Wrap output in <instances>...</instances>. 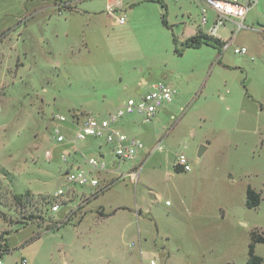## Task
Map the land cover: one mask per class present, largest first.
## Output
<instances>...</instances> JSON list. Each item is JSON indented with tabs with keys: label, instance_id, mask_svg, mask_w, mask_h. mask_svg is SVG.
I'll return each mask as SVG.
<instances>
[{
	"label": "rangeland",
	"instance_id": "374dc122",
	"mask_svg": "<svg viewBox=\"0 0 264 264\" xmlns=\"http://www.w3.org/2000/svg\"><path fill=\"white\" fill-rule=\"evenodd\" d=\"M162 1L0 0L3 264H246L250 232L264 236V0L226 47L184 46L183 21L211 30L214 13L201 26L194 0ZM235 27L214 31L226 40ZM157 81L175 89L171 101L147 123L126 114L112 124L143 143L131 159L102 139L73 152L52 138L58 124L72 137L70 115L104 117ZM99 151V186L66 180ZM131 169L135 182L118 177ZM247 185L256 207L245 205ZM254 253L264 264V242Z\"/></svg>",
	"mask_w": 264,
	"mask_h": 264
},
{
	"label": "built area",
	"instance_id": "2783aa9c",
	"mask_svg": "<svg viewBox=\"0 0 264 264\" xmlns=\"http://www.w3.org/2000/svg\"><path fill=\"white\" fill-rule=\"evenodd\" d=\"M202 7L201 21L205 20V12L210 9L214 13V23L222 24L224 22H231L235 24V28L240 29L244 27L243 19L249 8H251L258 0H200ZM123 16L117 17V22L122 23ZM234 52L242 54L245 52L244 47H235ZM174 94V89L163 81H157L150 85V88L139 95L138 97H129L123 101L120 105L109 111L104 117H98L91 114H84L80 117H73L70 115L68 122L73 126L72 137L68 140L64 131L57 126L52 130V138L56 143L62 141H68L69 145L73 146V152L79 150L77 142L85 141L88 138L102 139L107 143H111L113 148V155L119 161L131 159L142 148V142L135 138L125 134L120 129L114 128L112 124L119 118L126 114H137L141 117V121L149 122L152 117L161 109L165 103L171 101ZM59 122L67 121V118L63 115L57 116ZM69 129V127L67 128ZM100 146V145H99ZM104 152L99 151V156L88 157L87 163L91 169L86 170L81 168L78 164L71 165L68 170L65 171L66 180L72 184L79 186L89 185L97 187L100 184L98 176L93 175L91 171H103L106 170V163L104 159ZM61 159L66 161L65 155H61ZM175 165L186 171L189 169L187 159L183 154L177 155ZM127 177L131 182L136 181L137 170H129L124 173H120L119 176ZM109 184L105 181L104 189ZM96 190L94 193H97ZM62 190L58 189L54 197L62 194ZM60 206V202L52 200L50 204L51 211H56ZM152 262V261H151ZM0 264H3L0 262ZM20 264H27L24 258L20 259Z\"/></svg>",
	"mask_w": 264,
	"mask_h": 264
},
{
	"label": "trees",
	"instance_id": "16d2710c",
	"mask_svg": "<svg viewBox=\"0 0 264 264\" xmlns=\"http://www.w3.org/2000/svg\"><path fill=\"white\" fill-rule=\"evenodd\" d=\"M158 1L160 4L163 5L162 0H155ZM201 44H210L213 46H220V41L217 38H213L210 35H207L205 33H196L192 36H190L188 39L184 41V46H199ZM176 167V166H175ZM175 171H179L178 169H175ZM260 192L255 191L252 189L249 185L245 188V205L248 207H256L259 204L260 201ZM65 223V222H62ZM39 234L30 236L27 241L33 240L34 238L38 237ZM255 242H264V236L263 235H257L254 236L252 232H250V240L247 244V257H246V264H261L262 258L254 253V243ZM10 247L5 244L2 247H0V257L9 252ZM220 264H231L230 262H222Z\"/></svg>",
	"mask_w": 264,
	"mask_h": 264
},
{
	"label": "crops",
	"instance_id": "0c3cea01",
	"mask_svg": "<svg viewBox=\"0 0 264 264\" xmlns=\"http://www.w3.org/2000/svg\"><path fill=\"white\" fill-rule=\"evenodd\" d=\"M195 1V4H196V6L197 7H199V10L201 9V7H202V4H201V1L200 0H194ZM257 3V2H256ZM255 5V4H254ZM249 9H251V8H249ZM249 9L247 10V12L249 11ZM207 11V10H206ZM247 12H246V14H247ZM206 13V12H205ZM246 14H245V16H244V19H243V21L242 22H244V20H245V17H246ZM181 16H184V14H182ZM206 21H207V18H206V14H205V20L202 22L201 21V11H200V19H199V25H201V26H203L205 23H206ZM225 23V22H224ZM224 23H222V24H215L214 23V19H213V22H212V28H211V30H204V31H202V30H200L198 27H195L194 26V23H192V22H187V21H183V24H184V28H185V30H186V32H187V37H185L183 40L185 41L186 39H188L190 36H192V35H194V34H196V33H198V32H200V33H205V34H207V35H210V36H212L213 38H217V39H219V41H220V46L222 47H226L227 45H229L231 42H232V40H233V38L235 37V34H236V31L238 30H236L235 29V31H232L231 30V34H230V36L226 39V40H222L221 38H219V35L218 34H216V32L214 31V29H215V27L216 26H218V25H224ZM231 23V22H230ZM259 23V22H258ZM231 24H233V23H231ZM246 27V26H245ZM206 32H208V33H206ZM241 47H243V46H241ZM245 53V52H244ZM244 53H242V54H244ZM174 89V88H173ZM174 93H175V89H174ZM58 115H62V114H58ZM64 116V115H63ZM66 117V116H65ZM67 118V117H66ZM65 122V121H64ZM59 123H63V122H59ZM144 123V122H143ZM147 123V122H146ZM57 127L59 128V129H61V126H60V124H58L57 125ZM62 130V129H61ZM157 147H159V145H158V143H156V145L153 147V149L154 148H157ZM142 148H143V143H142ZM141 148V149H142ZM148 152H146V154H147ZM105 154V153H104ZM174 166V165H173ZM173 169H174V167H173ZM175 170V169H174ZM187 171V170H186ZM137 177H138V171H137ZM137 177H136V180H137ZM96 196V195H95ZM3 263V262H2Z\"/></svg>",
	"mask_w": 264,
	"mask_h": 264
},
{
	"label": "water",
	"instance_id": "95a60500",
	"mask_svg": "<svg viewBox=\"0 0 264 264\" xmlns=\"http://www.w3.org/2000/svg\"><path fill=\"white\" fill-rule=\"evenodd\" d=\"M256 24H257L258 26H261L262 28H264V24H260V23H258V22H256ZM203 150H204V146H203V145H200L199 148H198L197 153L200 154Z\"/></svg>",
	"mask_w": 264,
	"mask_h": 264
}]
</instances>
